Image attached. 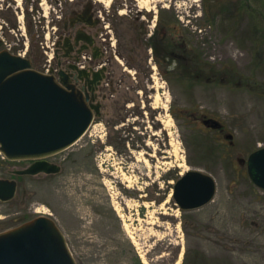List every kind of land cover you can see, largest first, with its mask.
I'll list each match as a JSON object with an SVG mask.
<instances>
[{"label":"rangeland","instance_id":"obj_1","mask_svg":"<svg viewBox=\"0 0 264 264\" xmlns=\"http://www.w3.org/2000/svg\"><path fill=\"white\" fill-rule=\"evenodd\" d=\"M87 1L114 35L124 81L82 138L47 159L58 174L17 176L31 161L0 153V179L18 184L0 201V233L47 216L78 264H175L181 252L180 264H264V191L238 161L264 148V0H0V52L4 40L52 36L60 10ZM158 32L173 52L154 84L145 50ZM189 171L210 175L217 192L182 211L173 186Z\"/></svg>","mask_w":264,"mask_h":264},{"label":"water","instance_id":"obj_2","mask_svg":"<svg viewBox=\"0 0 264 264\" xmlns=\"http://www.w3.org/2000/svg\"><path fill=\"white\" fill-rule=\"evenodd\" d=\"M100 115V106L81 90L64 88L54 77L33 71L26 58L0 52V152L9 161H34L15 175L58 174L61 167L47 159L74 146ZM205 125L222 127L215 120ZM238 161L264 191V148ZM17 190L15 180L0 179L1 202L12 201ZM216 192L210 175L189 171L174 183L172 198L182 211H193L212 202ZM0 264L78 263L56 223L39 216L0 233Z\"/></svg>","mask_w":264,"mask_h":264},{"label":"flooded vegetation","instance_id":"obj_3","mask_svg":"<svg viewBox=\"0 0 264 264\" xmlns=\"http://www.w3.org/2000/svg\"><path fill=\"white\" fill-rule=\"evenodd\" d=\"M60 12L59 19L50 26L53 31L52 36L45 34L32 37L30 40L25 37L27 41L22 39L16 47L10 45V48H7L8 44L4 40V52L26 58L33 71L54 77L64 88L81 90L86 98H89L90 103L100 106L101 117L104 106L109 101L108 94H111V97L117 95L124 81L120 78L114 60L118 58L112 51L114 35L105 24L106 18L103 17L101 7L93 4L92 1L74 4ZM153 36L155 37H150L151 40H146L145 57L149 68L153 71L150 79L155 84L161 66L163 65L166 70V35L158 32ZM170 46L185 48L174 39L170 41ZM149 98L156 96L151 95ZM132 106L135 105L130 104L128 108ZM136 112L134 110L132 114L136 115ZM189 117L210 130L225 132L222 124V127L217 129L205 125L209 120L218 121L215 117L202 114L200 118L196 113H192ZM134 130L137 131L136 127ZM33 163L34 161H31V164Z\"/></svg>","mask_w":264,"mask_h":264},{"label":"bare ground","instance_id":"obj_4","mask_svg":"<svg viewBox=\"0 0 264 264\" xmlns=\"http://www.w3.org/2000/svg\"><path fill=\"white\" fill-rule=\"evenodd\" d=\"M97 1H100V2H103V3H106V4H109L111 2V0H106V1L105 0H97ZM156 99L158 100L159 96H157ZM37 212L39 213L40 211H37ZM130 238L132 239L134 244L137 243V240L133 236H130ZM182 257H183V252H181V254L179 256V260L175 264H180V262L182 260ZM142 262H143V264H151L150 261L145 256L142 257Z\"/></svg>","mask_w":264,"mask_h":264},{"label":"trees","instance_id":"obj_5","mask_svg":"<svg viewBox=\"0 0 264 264\" xmlns=\"http://www.w3.org/2000/svg\"><path fill=\"white\" fill-rule=\"evenodd\" d=\"M239 4H241V3L239 2ZM247 6H248V5H247ZM235 8H236L237 10H239V8H238V7H235ZM245 8H246V7H245V6H243V7H242V8H240V9H244V10H246ZM170 51H172V49H171ZM170 51L166 50V55H167V54L169 55V52H170ZM168 55H167V56H168ZM178 178H179V177H177L175 180H178ZM143 210H144V208H142V211H143Z\"/></svg>","mask_w":264,"mask_h":264}]
</instances>
